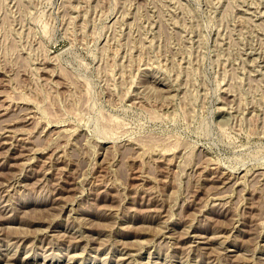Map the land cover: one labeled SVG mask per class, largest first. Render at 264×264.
<instances>
[{
	"label": "rangeland",
	"instance_id": "1",
	"mask_svg": "<svg viewBox=\"0 0 264 264\" xmlns=\"http://www.w3.org/2000/svg\"><path fill=\"white\" fill-rule=\"evenodd\" d=\"M0 264H264V0H0Z\"/></svg>",
	"mask_w": 264,
	"mask_h": 264
}]
</instances>
